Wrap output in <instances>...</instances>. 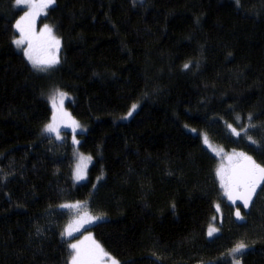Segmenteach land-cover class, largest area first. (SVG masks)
<instances>
[{
    "label": "trees",
    "instance_id": "16d2710c",
    "mask_svg": "<svg viewBox=\"0 0 264 264\" xmlns=\"http://www.w3.org/2000/svg\"><path fill=\"white\" fill-rule=\"evenodd\" d=\"M24 10L0 0V264H68L60 206L76 201L119 264H232L238 243L242 264H264V192L238 224L203 142L264 164L242 130L264 145V0H55L47 72L13 43ZM54 87L86 127L79 143L45 130ZM77 149L92 156L83 183Z\"/></svg>",
    "mask_w": 264,
    "mask_h": 264
},
{
    "label": "snow or ice",
    "instance_id": "6c2138e0",
    "mask_svg": "<svg viewBox=\"0 0 264 264\" xmlns=\"http://www.w3.org/2000/svg\"><path fill=\"white\" fill-rule=\"evenodd\" d=\"M17 5H28V11H25L22 16L16 19L14 27L18 30V36L15 37L13 43L23 49V55L31 62L34 69L38 71L47 72L53 66L60 63L59 51L61 42L60 39L54 35L53 29L44 24L42 29L36 31L37 17L45 11L49 6L55 3V0H15ZM135 2V0H134ZM239 6L240 0H236ZM185 68L189 65L185 64ZM66 93L54 90L53 95L49 97L52 107L51 122L45 126V130L55 133L57 137L60 135V125L68 124L71 126L73 132L79 127L78 123L71 117V114L64 109V100ZM136 105L132 106L134 110ZM129 111L128 115H131ZM236 119H240L239 116ZM252 119L251 114L248 117ZM232 133L240 136V131H237L232 125H227ZM254 128L255 125H248L242 129L247 140L251 141L254 148L264 155V145L259 144L252 136L247 135V129ZM195 131V130H193ZM74 143L76 141L73 136ZM204 144H208V140L204 138ZM213 152L216 149H212ZM92 157H85L83 154L79 155V160L75 169V179L82 180L86 176L87 162H90ZM230 166L225 169L223 166L216 169V174L219 177L221 188L224 195L233 205L237 201L241 202V206L248 208L253 202V197L257 195V189L264 192V164L257 163V161L245 152H235L228 157ZM99 179V178H97ZM64 209L75 210V218L66 227L62 235L72 237L74 232L79 231L85 224L101 219V217L91 215L88 212H81L82 207L80 201L75 203H67L60 206ZM219 205H217V208ZM235 216L242 220L240 207L235 208ZM218 229L209 228L208 235L212 236ZM247 247L244 243H238L232 250L233 261L232 264H240V261L235 259L236 254H242ZM71 250L68 264H119L110 253L105 251L103 246L96 241L89 232L83 239L75 240L68 244Z\"/></svg>",
    "mask_w": 264,
    "mask_h": 264
},
{
    "label": "rangeland",
    "instance_id": "374dc122",
    "mask_svg": "<svg viewBox=\"0 0 264 264\" xmlns=\"http://www.w3.org/2000/svg\"><path fill=\"white\" fill-rule=\"evenodd\" d=\"M18 7H24L25 8V10H24V12L25 11H28V5H25V4H20V5H17ZM52 6V5H51ZM50 7V6H49ZM48 7V8H49ZM48 8L45 10V11H43L38 17H37V20H36V31L37 32H39L41 29H42V27H43V25L44 24H48L52 29H53V27H52V25L50 24V22L49 21H44V22H42L41 23V18H43V16H45L46 14H47V10H48ZM24 12L21 14V16L24 14ZM53 32H54V29H53ZM54 35L55 36H57L56 34H55V32H54ZM58 37V36H57ZM59 38V37H58ZM60 49H61V46H60ZM59 58H60V51H59ZM58 65V64H57ZM57 65H55V66H53L52 68H54V67H56ZM51 68V69H52ZM54 90H58V91H60L59 89H57V88H53L52 90H50L49 91V93H48V95H49V97L51 96V95H53V93H54ZM67 98H68V96L66 95V97H65V100H64V109L67 111V112H69L70 114H71V112H70V110L67 108V105H66V100H67ZM71 117L78 123V125H79V127H77L76 129H75V132H73V130H72V128H71V126L70 125H68V124H61L60 125V135H59V137H61L62 136V131L64 130V129H66V128H68L69 129V131H71V134H72V141H73V136H75V139L77 140V141H79V140H81V136L79 135V132H84L85 130H86V127L81 123V121H79L77 118H75L72 114H71ZM68 131V132H69ZM51 134H53V135H55L56 136V134L55 133H52V132H50ZM67 133V132H66ZM67 134H69V133H67ZM208 145H209V147L211 148V149H216V151L214 152L216 155H217V157L219 158V160H218V162H217V168H219V167H221V166H223L225 169H227L229 166H230V161H229V159H228V157H229V155H231L232 153H233V151H235V152H241V151H237V150H233V151H231V152H229V151H224L222 148H219V147H217V145L215 146V144H213V143H211L210 141H208ZM80 154H83L85 157H88V156H90V157H92L90 154H87V153H84L83 151H81V150H75V152H74V156H75V163H74V181H75V183H83V182H85V181H87L88 179H89V168H90V166H91V163H92V159H91V161L90 162H87V168H86V176L84 177V179H82V180H76L75 179V169H76V165H77V163H78V160H79V155ZM259 191V188L257 189V192ZM255 197V196H254ZM254 197H253V199H254ZM226 199H227V197H226ZM228 200V199H227ZM229 201V200H228ZM81 202V205H82V207H81V209H80V211L81 212H88V213H90L91 215H93L89 210H88V208H87V203L86 202H82V201H80ZM71 203H75V202H71ZM65 204H67V203H65ZM229 204H232V202L231 201H229ZM218 205V204H217ZM250 205H251V203H250ZM250 205H249V207H250ZM248 207V208H249ZM246 209V208H245ZM219 210H220V208H219ZM75 215H76V213H75V210H72V215H71V217H70V220L68 221V223H67V225L71 222V221H73V219L75 218ZM221 218H222V215H221V212L219 211V215H218V217H217V219H214L215 220V222H217V221H219V220H221ZM100 220V219H99ZM99 220H96V221H93V222H91V223H89V224H85L82 228H80L79 229V231H77V232H74L73 233V235H72V237H68V236H66V238L67 239H70V243H72V242H74L75 240H79V239H83V237L84 236H86L89 232L92 234V236H93V238L97 241V239L95 238V235H94V231H92V230H90V229H87V231H85V229L88 227V226H90V225H92V224H95L96 222H98ZM217 220V221H216ZM66 225V226H67ZM211 228H215V229H220L218 226H216L215 225V227H211ZM80 232H82L80 235H78ZM214 233H216V232H214ZM213 233V234H214ZM246 250V249H245ZM106 251V250H105ZM244 251V250H243ZM111 257H113V256H111ZM235 259H237V260H239L240 261V264H242V260H241V258H240V256H239V254H236L235 255Z\"/></svg>",
    "mask_w": 264,
    "mask_h": 264
},
{
    "label": "water",
    "instance_id": "95a60500",
    "mask_svg": "<svg viewBox=\"0 0 264 264\" xmlns=\"http://www.w3.org/2000/svg\"><path fill=\"white\" fill-rule=\"evenodd\" d=\"M241 211V215L243 216V219L240 220V219H237V217L235 216V211H234V220L238 223V224H244L246 221H247V218L246 216L243 214L242 210L240 209Z\"/></svg>",
    "mask_w": 264,
    "mask_h": 264
},
{
    "label": "flooded vegetation",
    "instance_id": "af4514ba",
    "mask_svg": "<svg viewBox=\"0 0 264 264\" xmlns=\"http://www.w3.org/2000/svg\"><path fill=\"white\" fill-rule=\"evenodd\" d=\"M236 207H240V209L242 210V212L245 210V208L241 206V202H239V201H237L236 204L234 205V211H235V208Z\"/></svg>",
    "mask_w": 264,
    "mask_h": 264
}]
</instances>
